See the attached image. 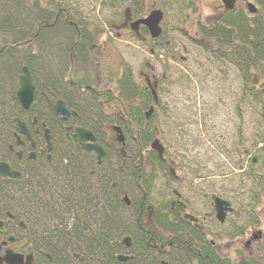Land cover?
<instances>
[{
  "label": "trees",
  "instance_id": "1",
  "mask_svg": "<svg viewBox=\"0 0 264 264\" xmlns=\"http://www.w3.org/2000/svg\"><path fill=\"white\" fill-rule=\"evenodd\" d=\"M67 1L0 0V161L21 172L19 179L0 177V218L8 211L22 219L27 239L34 249L49 254V264H166L167 245H193L198 239L208 242L199 232L197 238L178 233L193 227L177 216L167 218L168 202L161 199L164 195L159 190L158 196L152 195L157 173L165 170L164 162L149 147L155 137L153 123L161 130L162 97L145 119L144 111L153 98L144 86L136 84L129 69L120 73L117 93L98 87L92 58L96 34L69 12ZM143 1L102 0L101 5L120 17L121 8L130 5L141 17ZM175 3L163 2L172 10ZM182 5L177 14L184 20ZM197 32L199 38L192 39V44L205 51L206 58L231 63L245 72L247 91H242V99L248 100L260 120L254 145L261 153L260 169L264 172V17L247 18L243 8L236 7L198 24ZM140 33L146 36L147 30L143 27ZM24 66L37 91L34 112L23 111L16 99ZM48 100H61L71 115L65 120L54 116ZM114 106L118 111L106 116L107 109ZM31 114L40 118L52 135L51 158L43 156L22 164L9 150L14 142L11 121L18 117L26 122ZM112 122L123 133L124 157L116 149L119 144L111 125L108 127ZM66 127H82L94 134L105 150L101 164L93 152L83 151L73 142ZM35 139L42 140V131ZM127 139L132 145L129 149L125 147ZM184 141L188 140L174 141L173 150H180ZM111 155L117 163H110ZM124 174L139 193L136 200L131 197L133 189L124 190L131 198L129 206L122 201L124 188L119 186ZM112 180H118L115 188ZM255 180L259 184L254 187L260 186V180ZM146 204L153 207L150 216ZM123 235L130 236L131 246L128 260L119 262L117 254L125 251L119 243ZM189 254L199 264H233L210 250L206 255L186 252L185 256ZM237 264L259 263L248 259Z\"/></svg>",
  "mask_w": 264,
  "mask_h": 264
},
{
  "label": "rangeland",
  "instance_id": "2",
  "mask_svg": "<svg viewBox=\"0 0 264 264\" xmlns=\"http://www.w3.org/2000/svg\"><path fill=\"white\" fill-rule=\"evenodd\" d=\"M166 1L169 0L142 2L141 17L152 9L164 12L161 24L163 35L155 40H151L148 35L139 40L128 28H115L121 26L126 8L133 20L138 18L129 2V6L121 8L122 18L118 14L114 15L111 9L102 7V0H68L67 3L71 5L69 12L96 34L92 58L100 89L117 93L116 82L124 69H129L136 84L143 86L145 82L140 72L146 73L148 65L154 68L153 74L158 78L157 95L162 97L161 74L164 67L168 66L171 95L182 98L190 96L189 100L193 101L191 104L200 112L204 108V100L208 108L214 109L213 135L202 130L203 120L200 121V125L197 124V129H194L198 137L186 139L188 141H184L174 154L181 164L179 181L174 180L172 184L166 185L167 170L158 172L152 195L158 196L155 193L159 190L164 195L161 199L168 202L172 197L171 189L178 190L193 212L203 218L202 228L208 232L206 238L213 241L221 258H228L233 264L248 259L252 263L264 264V172L260 169L261 153L258 146L254 145L261 124L248 100L242 99V87L247 91L246 75L228 62L226 64L218 60L211 64L205 51L192 44V39L199 38L197 22L218 16L224 8L220 0H170L172 5L176 1L172 10L165 8L163 2ZM180 3L183 8H190L185 9L184 20L177 14ZM117 111V107H109L106 116ZM115 124L108 123V127ZM153 125L157 128L156 123ZM190 127L194 128L192 125ZM223 135L226 137H221ZM127 142L125 147L129 149L132 145L130 140L127 139ZM252 157L256 158L254 163L251 162ZM109 161L117 163L114 155L110 156ZM255 178L260 180L258 187H254L259 184ZM116 181L112 180L111 183ZM132 185L130 177L124 174L123 182L119 185L121 190L133 189L131 197L139 200V193ZM212 195L221 196L231 204L232 211L227 214L224 223L218 222L210 212L209 199ZM145 207L149 215L153 207L151 204ZM253 235L256 237L251 238ZM165 252L166 264H194L193 260L184 259V252L179 246L167 247ZM171 257L174 260L170 261Z\"/></svg>",
  "mask_w": 264,
  "mask_h": 264
},
{
  "label": "flooded vegetation",
  "instance_id": "3",
  "mask_svg": "<svg viewBox=\"0 0 264 264\" xmlns=\"http://www.w3.org/2000/svg\"><path fill=\"white\" fill-rule=\"evenodd\" d=\"M257 3L256 4L254 3ZM248 3H251L254 8L252 11L248 10ZM240 4L242 6H245L246 9L243 8L244 12L247 14V18L251 17L254 18V15H256L258 18L263 20V12H264V3L263 0H239L235 2L234 9L237 7V5ZM184 9L188 10L189 7H185ZM130 19L132 17L130 16ZM129 21H127L125 28L129 29ZM206 19L204 21H198L196 24V30L198 27V24H205ZM71 24V22L69 23ZM119 26H116L115 28H118ZM143 28L142 25L138 26V33ZM130 30V29H129ZM198 34V32H197ZM211 64H214L213 60L211 61ZM149 69L146 73L140 72V75L143 77L148 76L153 81H158V78L153 74L154 68L152 66L148 67ZM169 70L170 68L168 66H165L162 70L161 74V82L163 84V92H162V115H161V130L159 131L155 127V136H158V138L162 141L164 146V152H163V162L165 165V170H167L166 173V185L172 184L171 182H177L179 181V170L180 165L174 154L176 151H174V141H179L181 139H188L192 136L198 137V134L195 133L196 125H200V121L203 120V131L210 133V135H213L214 133V109L208 108L207 101L204 100V108L200 112L196 109V106L191 104L193 101L189 100L190 96H185L182 98L179 95H171L170 94V79H169ZM173 69L170 71L172 72ZM243 88V89H242ZM242 91L246 90L244 87H242ZM247 88V86H245ZM210 105V104H209ZM34 112V111H33ZM71 115V114H70ZM69 115V116H70ZM68 116V117H69ZM59 117V116H56ZM60 118V117H59ZM67 118V117H66ZM65 118V119H66ZM61 119V118H60ZM61 119V120H65ZM26 125L30 133L31 140H28L24 136H20V139L23 141L20 145H18L17 138L15 135V129H14V142L9 146V150L13 153V156L16 157V160L19 161V163H29L36 161L39 159V157H43L47 160H49L51 157L50 151H47L46 143L43 137V130L46 127L45 124L42 122V120L33 114L26 118ZM194 127L193 129L190 127L191 125ZM212 124V125H211ZM13 128V127H12ZM67 130L71 131L70 138L73 140L74 143H76L78 146H80L77 142L74 141L72 135L74 132V129L77 127H74L73 129L66 127ZM81 128V127H80ZM84 129V128H83ZM192 129V132L190 133V130ZM197 129V128H196ZM39 131H42V140L35 139L37 133L39 134ZM198 133L199 131L196 130ZM213 131V132H212ZM201 132V130H200ZM212 132V133H211ZM193 133V134H192ZM192 134V135H191ZM227 135V134H226ZM226 135H223L221 137H226ZM35 136V137H34ZM50 144L52 146V135L50 133ZM81 148V146H80ZM81 150H83L81 148ZM84 151V150H83ZM247 150L242 151L246 152ZM18 152H20V155H18ZM256 159V158H255ZM97 161V158H96ZM1 162V161H0ZM6 162L11 169L17 170L20 172V170L14 168L11 166V164L7 161ZM102 162V161H101ZM98 164V163H97ZM101 164V163H100ZM99 165V164H98ZM171 169V170H170ZM21 173V172H20ZM1 177V176H0ZM21 177V176H20ZM19 177V178H20ZM7 178V177H6ZM17 178V179H19ZM13 179V178H11ZM200 179V178H199ZM175 180V181H174ZM115 184H113L114 186ZM170 187V186H169ZM125 189V188H124ZM126 193V191H124ZM172 197L168 200V207L165 210L167 218H173L174 216H177L179 220L182 221L183 224L186 226H191L192 228L189 229H182L179 230L178 233L183 234H192L194 237L196 236V232H199L200 236L203 235L204 239L208 243H203V241L197 240L196 244L193 245H178L182 252H184V256L186 252H196V254H204L206 255V251H213L216 252V247L213 244L212 240H207L206 237H208V232L204 228H202V221L203 218L200 215H197L193 212L192 208L189 206V204L186 202L184 196L176 189H171ZM213 196V195H212ZM211 196V197H212ZM210 197V199H211ZM209 199V208L211 214L215 217L213 205L211 204ZM170 201V202H169ZM129 205H130V199H129ZM127 205V206H129ZM231 205V204H230ZM232 211V208H231ZM230 211V212H231ZM152 212V211H151ZM2 217L0 218V257L3 256V254L6 251H12L14 254L23 255V264H26L25 256L31 255L32 259L29 264H49L51 262V258L48 253L40 249H34L32 246L31 241L27 239V232L25 230V223L22 219L14 215L13 213H10L8 211H3ZM150 216V214H149ZM216 219V217H215ZM226 220V219H225ZM256 236L253 235L251 238H255ZM197 238V237H195ZM131 243L128 247H124L125 251L122 253L125 256L129 257L128 248H130ZM167 247H175L171 246L170 244L166 246ZM217 253V252H216ZM218 254V253H217ZM189 254L186 259L193 260L194 264H199L198 260L190 259ZM193 255V254H192ZM195 257V255H193ZM219 256V254H218ZM220 257V256H219ZM127 261V260H126ZM245 261V260H244ZM239 261V262H244ZM125 262V261H121ZM0 264H6L5 262H1Z\"/></svg>",
  "mask_w": 264,
  "mask_h": 264
},
{
  "label": "water",
  "instance_id": "4",
  "mask_svg": "<svg viewBox=\"0 0 264 264\" xmlns=\"http://www.w3.org/2000/svg\"><path fill=\"white\" fill-rule=\"evenodd\" d=\"M223 7L226 10H232L234 8L235 2L239 0H220ZM254 6L251 3H248V10L252 11ZM163 18V13L160 9H152L149 13L146 14L145 17L133 20L129 23V27L132 31L137 33L138 26L143 25L147 28L149 35L151 38H157L161 34L160 22ZM130 20L128 13H126L125 21L122 26H125L127 21ZM146 88L151 91V94L154 98V101H157L156 97V81L153 83L149 82V79L145 77ZM36 90L31 83L30 73L26 67L22 68V74L18 78V87L16 90V99L21 107L22 110L26 112H33L36 108L35 97H36ZM49 107L54 116H59L61 119H65L70 115L68 109L64 106L61 100H58L54 103L49 102ZM152 113V107L149 108L148 111L145 112V118H148ZM11 126L15 129V135L17 138V144L20 145L23 141L20 139V136L26 137L28 140H31L29 130L27 125L24 121L20 120L19 118H14L11 121ZM114 132L116 133V138L118 142H123V136L118 127H113ZM43 137L46 143L47 151H50L51 144H50V135L49 129L44 128L43 130ZM73 139L77 142L81 148L85 151H91L96 154L97 163L100 164L102 158L105 154L104 149L98 143H96V139L92 132L89 130L77 127L74 129ZM152 150H154L160 160H162V155L164 148L159 143L157 139L153 140L150 144ZM122 155L124 156V151L121 150ZM20 155V152H18ZM254 161V159L252 160ZM0 176L17 179L21 176V173L17 170L11 169V167L6 163L1 161L0 162ZM123 201L129 205V200L127 195L123 196ZM211 204L214 207L215 217L219 222H223L226 216V213L231 210L230 204L228 201L216 196L212 198ZM129 237H125L121 240V245L125 247L129 246ZM23 255L14 254L12 251H6L3 256L0 257V263L5 262L6 264H23ZM127 256L125 255H118L117 259L119 261L127 260ZM32 259L31 255H26L25 260L26 264H29Z\"/></svg>",
  "mask_w": 264,
  "mask_h": 264
}]
</instances>
